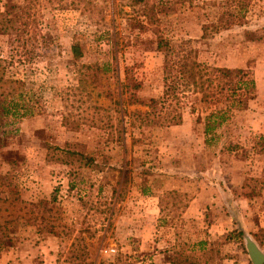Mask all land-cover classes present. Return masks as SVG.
<instances>
[{
	"label": "rangeland",
	"instance_id": "obj_1",
	"mask_svg": "<svg viewBox=\"0 0 264 264\" xmlns=\"http://www.w3.org/2000/svg\"><path fill=\"white\" fill-rule=\"evenodd\" d=\"M201 2L0 0V106L17 111L0 113V264H251L246 238L264 253V0L226 27ZM158 36L253 84L234 105L224 78L205 100L166 88ZM217 188L240 200L221 233L215 211H184Z\"/></svg>",
	"mask_w": 264,
	"mask_h": 264
},
{
	"label": "trees",
	"instance_id": "obj_2",
	"mask_svg": "<svg viewBox=\"0 0 264 264\" xmlns=\"http://www.w3.org/2000/svg\"><path fill=\"white\" fill-rule=\"evenodd\" d=\"M135 2L141 0H134ZM250 0H205L200 3L202 8H207L208 13L212 12L213 14H217L220 16V23L222 27L229 26L235 22H241V20L245 17V13L247 12V7L249 5ZM213 26V25H212ZM215 29L217 28L214 24ZM209 28L208 23L202 24L201 29L206 32V29ZM156 48L164 54V64L168 68V82H166V88L173 89L175 86H180L182 89L189 88L194 93H200V100L210 99V94H214V81L219 78L226 79L229 83H231L232 88L230 89V103L240 102V97L242 93H236L235 89L240 90L242 85L247 83L253 84L252 80H247L244 77V72L239 68H221V67H207L204 64L197 62L191 57L187 56V54H181L174 52L172 47L168 44V41L158 36L156 39ZM70 52L74 59H78L81 56V51L79 49V45L77 42H72L70 44ZM2 60H0V82H9V79L4 78V72L2 65ZM224 107H216L214 109H210L209 112L204 117V133H207L212 130L216 125L221 123L224 120L226 108L230 105H223ZM16 108L12 101L8 100L5 103H2L0 106V113L6 115L16 114ZM78 159L82 160L85 163H91L92 160L80 153L78 155ZM262 185L264 186V180ZM171 194H175L174 192H170ZM164 194H169L168 191L164 192ZM161 211V207L159 208ZM236 234L241 235V231H236ZM182 262H188V264H195L193 261L187 259V255L182 258ZM170 264H182L181 262L172 259L169 262Z\"/></svg>",
	"mask_w": 264,
	"mask_h": 264
},
{
	"label": "crops",
	"instance_id": "obj_3",
	"mask_svg": "<svg viewBox=\"0 0 264 264\" xmlns=\"http://www.w3.org/2000/svg\"><path fill=\"white\" fill-rule=\"evenodd\" d=\"M223 194L224 193L222 191H219V188L211 191H206L202 189L198 190V192H196V194L192 196L187 202L184 211L185 213H188L191 216L196 214L198 210L202 209V207H208V209H210L211 211L216 212L213 215H217L212 216V218L210 219V230H212L213 232L217 231L218 233L230 230L231 224L229 225L227 223L228 221H225L224 219V217H226L225 212H229L230 209L235 208L237 206V202H239L240 200L236 201L233 197L230 196L228 198L226 197L227 195L224 196ZM228 217L231 218V215H229Z\"/></svg>",
	"mask_w": 264,
	"mask_h": 264
},
{
	"label": "water",
	"instance_id": "obj_4",
	"mask_svg": "<svg viewBox=\"0 0 264 264\" xmlns=\"http://www.w3.org/2000/svg\"><path fill=\"white\" fill-rule=\"evenodd\" d=\"M245 248L251 264L264 263V253H262V251L251 239L246 238Z\"/></svg>",
	"mask_w": 264,
	"mask_h": 264
},
{
	"label": "built area",
	"instance_id": "obj_5",
	"mask_svg": "<svg viewBox=\"0 0 264 264\" xmlns=\"http://www.w3.org/2000/svg\"><path fill=\"white\" fill-rule=\"evenodd\" d=\"M116 249L114 246H109V247H103L100 249L101 256L103 258H109V261L112 260L111 257L115 255Z\"/></svg>",
	"mask_w": 264,
	"mask_h": 264
}]
</instances>
